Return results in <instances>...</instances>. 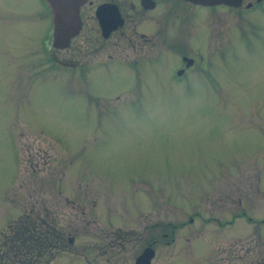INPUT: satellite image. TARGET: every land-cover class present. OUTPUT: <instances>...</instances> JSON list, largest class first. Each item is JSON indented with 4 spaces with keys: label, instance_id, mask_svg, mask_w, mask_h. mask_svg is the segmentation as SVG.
Here are the masks:
<instances>
[{
    "label": "rangeland",
    "instance_id": "obj_1",
    "mask_svg": "<svg viewBox=\"0 0 264 264\" xmlns=\"http://www.w3.org/2000/svg\"><path fill=\"white\" fill-rule=\"evenodd\" d=\"M225 8H191L170 46L148 34L158 41L136 51L94 50L87 29L64 48L49 30L40 44L46 9L0 0V236L47 209L75 238L63 264L89 251L90 264H135L146 247L150 264H259L264 28L240 24L229 49L237 16ZM175 40L195 61L183 81Z\"/></svg>",
    "mask_w": 264,
    "mask_h": 264
},
{
    "label": "flooded vegetation",
    "instance_id": "obj_2",
    "mask_svg": "<svg viewBox=\"0 0 264 264\" xmlns=\"http://www.w3.org/2000/svg\"><path fill=\"white\" fill-rule=\"evenodd\" d=\"M37 1L46 9L45 12L50 13V8L44 0H42L43 3L40 0ZM199 6L209 8L225 6L227 7L225 8L226 11L223 12H230L232 17L236 14L235 26L228 24L223 31L224 34H229V39L225 42L229 49L233 45L232 36L237 34L236 28L240 24L254 30L253 28L260 27L258 25L261 22V27L264 28V0H241L237 6L223 2L203 4L191 0H84L79 5L80 26L75 35L71 37V40L78 34H83V29H87L86 34H89L87 37L93 41L95 46L92 49L94 50L105 48L109 40H111L112 46L119 45L121 41L127 40V46L136 51L141 49L142 42L155 44L158 41L152 40L148 34H161L163 38H159V41L165 43L166 46H170L173 42L168 39L167 34H175L173 30L175 20H178L176 34H185L182 25L186 19L195 14L191 8L195 9ZM245 12H251L252 15L245 17ZM147 20L154 24L156 31L141 29V24H146ZM129 23H131L130 30L126 28ZM196 26L197 29L195 30L194 25L193 34L198 31V28H201L198 25ZM238 28H240V34H242V26ZM46 32L47 29L44 30L40 38V44L42 45H45ZM49 32H51V28ZM244 33L246 34L245 29ZM96 34L100 35L101 41H99ZM210 34L220 33L212 32ZM179 43L178 40H175L177 46H179ZM183 46L181 44L178 48L182 50ZM187 53L186 50L181 51L180 61L182 65L175 67L173 80H185L188 70L190 67L193 68L195 61ZM201 61L202 59L197 65ZM133 65H138L137 59H134ZM50 215L47 209H42L35 215L34 220L31 217L23 219L20 216L21 218L18 219H21V222H9L6 230H3L0 236V239L3 240L0 243V264H63L57 253H69L70 247L75 243V238L68 234L65 238L59 224ZM98 245L101 248L100 253L109 251L105 246ZM85 250L89 251L88 249ZM89 252L90 255L86 254L80 260L84 264H90L91 259L94 257V253ZM106 258H112V256L109 255Z\"/></svg>",
    "mask_w": 264,
    "mask_h": 264
},
{
    "label": "water",
    "instance_id": "obj_3",
    "mask_svg": "<svg viewBox=\"0 0 264 264\" xmlns=\"http://www.w3.org/2000/svg\"><path fill=\"white\" fill-rule=\"evenodd\" d=\"M84 0H46L52 12L53 45L63 48L69 44L80 26L79 5ZM193 2L211 4L217 2L239 5L241 0H191ZM117 25V24H116ZM108 35V34H103ZM154 254L152 247H146L135 259V264H150Z\"/></svg>",
    "mask_w": 264,
    "mask_h": 264
},
{
    "label": "trees",
    "instance_id": "obj_4",
    "mask_svg": "<svg viewBox=\"0 0 264 264\" xmlns=\"http://www.w3.org/2000/svg\"><path fill=\"white\" fill-rule=\"evenodd\" d=\"M259 258H260L259 260L255 258L256 261H259V264H264V255H261Z\"/></svg>",
    "mask_w": 264,
    "mask_h": 264
}]
</instances>
